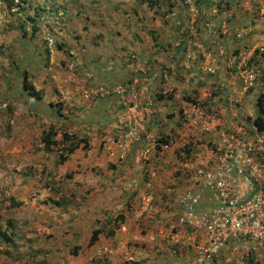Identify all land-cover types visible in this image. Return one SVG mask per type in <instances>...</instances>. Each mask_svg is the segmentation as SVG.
Returning a JSON list of instances; mask_svg holds the SVG:
<instances>
[{"label":"rangeland","instance_id":"374dc122","mask_svg":"<svg viewBox=\"0 0 264 264\" xmlns=\"http://www.w3.org/2000/svg\"><path fill=\"white\" fill-rule=\"evenodd\" d=\"M189 49L195 58H187ZM139 67L167 75L149 92L152 106L144 97L133 108L114 96H85L101 85H122L129 98L131 84L137 91L143 86ZM24 78L40 99L30 97ZM263 92L264 0H0V264H142V246L125 240L173 233L178 214L170 204L173 189L186 187L185 165L202 148L212 149L222 131L249 132ZM156 96L173 103L157 106ZM160 106L173 118L164 115L155 126L140 118ZM197 112L219 121L225 116L231 127L207 135L185 119ZM135 120L140 141L129 137ZM144 126L175 146L176 163L167 168L175 182L161 190L154 189L163 178L162 159L141 156ZM50 129L58 143L47 148L42 135ZM64 132L71 140L86 138L89 148L81 145L61 163L69 145ZM150 163L158 165L154 179ZM130 171L138 182L130 181ZM144 191L154 204L135 222L132 211ZM101 227L109 234L121 228L123 244L104 233L114 253L98 258L91 236ZM162 241L190 264L185 238L179 246Z\"/></svg>","mask_w":264,"mask_h":264},{"label":"built area","instance_id":"2783aa9c","mask_svg":"<svg viewBox=\"0 0 264 264\" xmlns=\"http://www.w3.org/2000/svg\"><path fill=\"white\" fill-rule=\"evenodd\" d=\"M199 48L198 51H205L200 44ZM187 58H195V53L190 49L187 51ZM190 63H186L189 69ZM138 69L144 74L143 86L137 91L135 85L131 84L128 87L129 98L126 96L127 89L122 85L112 88L101 85L96 89L86 90L85 96L101 99L114 96L125 105L128 101L134 102L133 108L138 107V100L144 97L146 106H152L154 97L149 96V92L159 78L167 79V75L159 76L153 71H145L143 67ZM207 69L214 72L211 68ZM247 80L251 83L254 75L249 74ZM134 82L137 83L138 80ZM139 115L134 118H139ZM234 115L240 118L239 114ZM185 119L204 133L215 135L219 132V123L200 112L185 114ZM139 127L140 123L135 120L129 133L131 140L140 141L137 130ZM249 128V132L240 128L220 134L214 140L212 149L208 148L209 159L194 164L191 157L190 162L185 165L188 185L183 189H173L172 195L179 215L171 226L173 233L168 235L162 232L160 238L167 239L173 246H179L185 238L193 250L190 264H216L217 261L225 264H249L252 256L264 251V133H260L253 122ZM149 142L151 143L145 145L141 152L146 160H150L158 146L165 150L173 143L172 140L164 143L157 138ZM148 174L154 179L158 172L150 169ZM204 193L209 195L207 202L204 200ZM154 200V195L149 191L140 194L139 202L132 211L135 222L151 212ZM200 208H203V212L197 219L196 212ZM152 239H157V236L154 235ZM176 252V249L171 250L173 256H176ZM112 253V249L104 245L95 250L98 258Z\"/></svg>","mask_w":264,"mask_h":264},{"label":"crops","instance_id":"0c3cea01","mask_svg":"<svg viewBox=\"0 0 264 264\" xmlns=\"http://www.w3.org/2000/svg\"><path fill=\"white\" fill-rule=\"evenodd\" d=\"M169 103H173V101L172 102H169ZM159 105H161V103H159L157 106H159ZM164 108L165 107L162 108L160 106V107H158V110L154 109V111H155L154 113L155 114H141L142 115V119L143 120L144 119L146 120V124L147 125H154L155 126V123L156 122H160L159 121L160 118L165 117L164 115L169 116L168 114H163L164 112L161 111V109H164ZM125 115H127L126 116L127 118L131 119L130 118V114H125ZM131 115H132V117H136L137 114H131ZM145 116H147V118ZM169 117L170 118H173V116H169ZM224 117L225 116H221L220 117V119H223L222 121L215 120V119H213L211 117L210 118L213 119L214 121H216L217 123H219V126L218 127L220 129L221 128H226V127H229L230 128L231 127L230 124H229L230 121L228 122V120L225 119ZM157 128H158V130L159 129H163V128L160 127L159 124L157 125ZM144 129L145 130L143 131V135L146 134V141L144 142V144L146 143V145H147V144L151 143L149 141H151L152 139H154L156 136H155L154 130L153 131L152 130L147 131V128L145 126H144ZM153 129H154V127H153ZM222 133H223V131L220 134H222ZM220 134H219V136H220ZM207 135H209V134H207ZM218 137L216 139H218ZM157 139L160 141V138L159 137ZM165 139H167V138L165 137ZM205 147H207V146H205ZM174 151H175V146L172 147L171 145L168 146L165 150L162 147L158 146L156 148V150L153 151V154H155V153L158 154V157L162 159L158 163H159V167L163 168V171H164L163 178L162 179H159L157 181V185H156V187H155L154 190H157V189H160L161 190L162 187H165L168 182L173 183L174 180L169 176L170 174H167L168 173L167 168L168 167H171L172 165H174L176 163V157H175V154L173 153ZM201 151H202V153H195V155H193L194 158H192L191 161L194 164H199L200 162L205 161V160H207V159L210 158V153H208V148H206V154H205V152H203L204 151L203 148H202ZM157 152L161 153L162 155H160ZM152 155H151V157H152ZM153 166L154 167H157L158 165H157V163H155V165H153ZM153 166L150 163V164H148L147 168L148 169H155V168H153ZM132 176H133V171H130L129 177H130V181L132 183H136V182L139 181V180H135V181L132 180ZM185 182H186V185L185 186H187L188 185L187 180ZM132 183H131V186H132ZM136 188H139V186L137 184H136V186L132 190H130V188H129L131 195L133 193H135ZM138 198H139V196H138ZM170 205L175 209V214L177 213L179 215V210H178L177 206L175 205V203L174 204L171 203ZM162 214H164V212H162ZM120 230H121V228L119 230H117V232L114 234L113 239H112V242L116 243L117 246L119 245V243L123 244V241H121L119 239V235H118V233H119L118 231H120ZM104 233L105 232L103 231L99 235L98 240L93 244V247L103 246V244H106L104 246H108L109 242H106V240L103 237H101ZM105 234H104V236H108V237L110 235L107 232ZM157 236H158L157 239L153 240L152 238L154 237V234L152 232H150V233H147L145 237H138L137 235L136 236H132V238L126 239L125 242L126 243H129L130 242V245L129 246H131V247H135L136 245L142 246V253H143V256L141 258L142 259V261H141L142 264H182V260L180 258H177V257H175V256H173L171 254V248L170 247H162L161 246L160 241H162V239L160 238V235L157 234ZM133 239H135V240H133ZM140 246H138V247H140ZM160 246L162 247L161 249H160ZM155 248H157V250H155ZM259 253L260 254H258V260L256 262L258 264H264V251H261ZM129 256H130V259L132 261H134L135 259L138 258L137 256L132 255V254H130ZM133 256H135L136 258L134 259ZM192 256H193V254H192Z\"/></svg>","mask_w":264,"mask_h":264},{"label":"trees","instance_id":"16d2710c","mask_svg":"<svg viewBox=\"0 0 264 264\" xmlns=\"http://www.w3.org/2000/svg\"><path fill=\"white\" fill-rule=\"evenodd\" d=\"M38 30V28H34V31L36 32ZM25 76V75H24ZM23 86L26 90H29V95L30 97L33 99V100H38L40 99L38 93L34 92L32 90V88L28 85V83L26 82L25 78H24V81H23ZM157 99V100H156ZM155 100H156V103L159 104V103H169V102H172V98H165L162 102H160L158 96L155 97ZM256 108H257V114L255 116V118H253V125L256 127V129L260 132V133H264V92L261 93L259 95V97L257 98L256 100ZM174 115V114H173ZM58 132L54 129H50L48 131H45L43 132V135H42V143L47 147V148H50L51 146L53 145H56L58 143V141L55 139V137L57 136ZM63 141L65 142H69V145L68 147L66 148V153H61L60 154V162L61 163H64L68 160L69 156L71 154H73L77 149H79V147H81V145H83L82 147L85 148V149H88L89 148V143H88V140L86 138H76L75 140H71V136L70 134H68L67 132H64L63 133ZM160 141L161 142H164V143H168V138L165 139V138H160ZM120 217V221H124L125 219V216H119ZM119 222L118 225H120V222L119 219L116 218V220H114V222ZM105 231L104 229L102 228H96L93 230L92 232V236H91V241L92 243L96 242L98 240V237L99 235ZM116 233V229L114 230L111 229L110 230V234L112 236H114V234ZM4 237L7 239L6 237V234H3ZM75 253L77 251H74ZM249 264H258L257 262L254 261L253 258L250 259V262Z\"/></svg>","mask_w":264,"mask_h":264},{"label":"bare ground","instance_id":"6f19581e","mask_svg":"<svg viewBox=\"0 0 264 264\" xmlns=\"http://www.w3.org/2000/svg\"><path fill=\"white\" fill-rule=\"evenodd\" d=\"M150 112H152V113H153V112H155V111H154V109H153V110H151Z\"/></svg>","mask_w":264,"mask_h":264}]
</instances>
